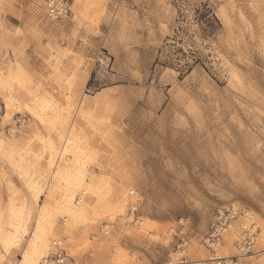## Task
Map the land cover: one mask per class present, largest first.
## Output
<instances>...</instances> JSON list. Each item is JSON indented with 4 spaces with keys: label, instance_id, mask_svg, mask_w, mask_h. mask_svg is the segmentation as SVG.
<instances>
[{
    "label": "rangeland",
    "instance_id": "obj_1",
    "mask_svg": "<svg viewBox=\"0 0 264 264\" xmlns=\"http://www.w3.org/2000/svg\"><path fill=\"white\" fill-rule=\"evenodd\" d=\"M47 1L0 0V264H264V0Z\"/></svg>",
    "mask_w": 264,
    "mask_h": 264
},
{
    "label": "built area",
    "instance_id": "obj_2",
    "mask_svg": "<svg viewBox=\"0 0 264 264\" xmlns=\"http://www.w3.org/2000/svg\"><path fill=\"white\" fill-rule=\"evenodd\" d=\"M47 2L50 3V6L48 7L49 15H52V16L54 15L55 17L63 15L66 19H70L72 17L73 14L71 12V8L69 7L67 0H48ZM60 2L67 3V5H64L63 7H61L62 11H60L58 6H57V4H59ZM52 4H54V5L52 6ZM134 193L135 192L133 190H131L129 192V195H134ZM135 211L136 210H132V208H129L127 218H130V216H132V215L134 216ZM102 228L103 227H101V228L99 227L98 231H100L102 233L104 231L107 234H109L110 225L108 227V230H105L104 228L102 230ZM100 237H101L100 234L93 233L91 235L90 239L95 241L96 238L99 239ZM251 244H252V241H251L250 237H248L247 247H249ZM54 246L56 248L55 253L50 255L48 258H46V261L44 264H70V261L73 264L71 257L67 255L65 249L63 247H60L61 246L60 242H54ZM217 264H227V261L221 260V261L217 262Z\"/></svg>",
    "mask_w": 264,
    "mask_h": 264
},
{
    "label": "bare ground",
    "instance_id": "obj_3",
    "mask_svg": "<svg viewBox=\"0 0 264 264\" xmlns=\"http://www.w3.org/2000/svg\"><path fill=\"white\" fill-rule=\"evenodd\" d=\"M53 5H54V4H52V6H53ZM64 5H65V4L62 3V2H60L59 4H57V6H58V8H59L60 11H62V8H61V7H63ZM49 6H50V3H49ZM71 12H72V11H71ZM72 14H73V12H72ZM48 16L53 17V18H56V19H59V18L66 19L63 15H62V16H58V17H55L54 15H53V16H52V15H49V11H48ZM72 16H73V15H72ZM1 156H2V155H1ZM64 170H65V169H64ZM70 170H71V169H70ZM67 171H68V170H67ZM68 172H69V175L72 176V178L82 179V178L85 177V173H84V171H83L81 168H77V167H75L74 170H71V171H68ZM75 201H76V202H75L76 204H79V203L81 202V197L78 196V197L76 198ZM29 207H33V204H32V205H27V206L25 207V210H24L25 213H29ZM33 208H34V207H33ZM127 215H128V214H127ZM26 217L28 218V216H25V218H26ZM121 217H124V216H121ZM125 219H127V216H126ZM61 222H62L63 225H66V222H65V219H64V218H61ZM109 225H110V228H111V225H112V224H107V223H102V224H100V226H98V227H100V228L103 227L105 230H108ZM103 228H102V230H103ZM97 233L101 235V237H100L99 239H102V238H105V237L108 236V234H107L106 232H104V231H103V233L100 232V231H97ZM96 240H97V238H96ZM11 241H12L13 245L17 244V242H18V236L15 235L14 237H12ZM64 241H65V239H63V241L58 240V239H54V240L51 241V243H50V254L47 255V256L44 258L42 264L45 263L46 258H48L50 255H52V254L55 253L56 248H55V246H54V242H60V243H61V246H60V247H63V248L65 249L67 255L70 256L69 253H68L67 247H66V245L64 244ZM97 241H99V240H97ZM33 254H34V252L31 251L29 255H33ZM29 255H27V256L29 257ZM70 257H71V256H70ZM210 259H215V257H211ZM71 260L73 261V264H75V261H74V259H73L72 257H71ZM28 261H29V260L26 258L25 262L28 263ZM30 264H36V262L33 261V262L30 263ZM70 264H72L71 261H70ZM168 264H174V263H173V262H169Z\"/></svg>",
    "mask_w": 264,
    "mask_h": 264
}]
</instances>
